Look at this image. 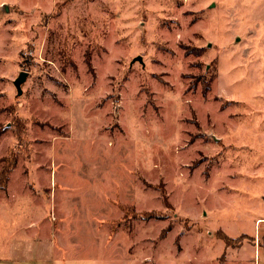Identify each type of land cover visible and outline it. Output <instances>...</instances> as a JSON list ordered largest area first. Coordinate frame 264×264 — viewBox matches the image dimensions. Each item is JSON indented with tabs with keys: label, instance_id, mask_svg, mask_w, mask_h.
Returning <instances> with one entry per match:
<instances>
[{
	"label": "rangeland",
	"instance_id": "1",
	"mask_svg": "<svg viewBox=\"0 0 264 264\" xmlns=\"http://www.w3.org/2000/svg\"><path fill=\"white\" fill-rule=\"evenodd\" d=\"M6 176L103 264H264V0H0Z\"/></svg>",
	"mask_w": 264,
	"mask_h": 264
},
{
	"label": "crops",
	"instance_id": "2",
	"mask_svg": "<svg viewBox=\"0 0 264 264\" xmlns=\"http://www.w3.org/2000/svg\"><path fill=\"white\" fill-rule=\"evenodd\" d=\"M0 193L4 195L3 201L0 200V264H103L85 255L84 248L74 250V230L64 232L66 235L59 231L45 234L43 214L36 211L38 206L43 210L42 202L33 204L28 200H20L16 190H12L9 185ZM7 194L10 195L8 201ZM47 224H50L49 221ZM61 224L60 221L58 225ZM248 237L250 240L247 241L257 244V236L256 242L255 236ZM248 247L260 254L258 247Z\"/></svg>",
	"mask_w": 264,
	"mask_h": 264
},
{
	"label": "water",
	"instance_id": "3",
	"mask_svg": "<svg viewBox=\"0 0 264 264\" xmlns=\"http://www.w3.org/2000/svg\"><path fill=\"white\" fill-rule=\"evenodd\" d=\"M26 77L27 74L25 72H21L18 78L13 82L18 94L21 93V85L25 82Z\"/></svg>",
	"mask_w": 264,
	"mask_h": 264
},
{
	"label": "trees",
	"instance_id": "4",
	"mask_svg": "<svg viewBox=\"0 0 264 264\" xmlns=\"http://www.w3.org/2000/svg\"><path fill=\"white\" fill-rule=\"evenodd\" d=\"M2 180H3V181H1V183L3 182V184L0 185V191H1V190H4V188H5V183L7 182V176L4 177ZM165 230H166V229H163L162 232L165 231ZM162 232H161V234H162ZM161 234H160V235H161ZM241 238H242V239L239 240V242L237 243V245H241L242 241L245 240V239H249V240H250V237H248V236H246V235L242 236Z\"/></svg>",
	"mask_w": 264,
	"mask_h": 264
}]
</instances>
